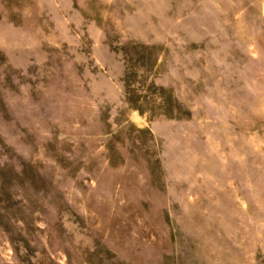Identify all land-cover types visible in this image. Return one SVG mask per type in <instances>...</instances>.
Listing matches in <instances>:
<instances>
[{"label":"rangeland","instance_id":"374dc122","mask_svg":"<svg viewBox=\"0 0 264 264\" xmlns=\"http://www.w3.org/2000/svg\"><path fill=\"white\" fill-rule=\"evenodd\" d=\"M0 264H264V0H0Z\"/></svg>","mask_w":264,"mask_h":264}]
</instances>
